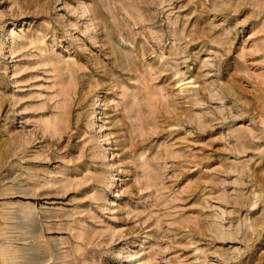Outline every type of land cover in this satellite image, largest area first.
Listing matches in <instances>:
<instances>
[{
  "label": "rangeland",
  "instance_id": "1",
  "mask_svg": "<svg viewBox=\"0 0 264 264\" xmlns=\"http://www.w3.org/2000/svg\"><path fill=\"white\" fill-rule=\"evenodd\" d=\"M0 246L264 264V0H0Z\"/></svg>",
  "mask_w": 264,
  "mask_h": 264
},
{
  "label": "bare ground",
  "instance_id": "2",
  "mask_svg": "<svg viewBox=\"0 0 264 264\" xmlns=\"http://www.w3.org/2000/svg\"><path fill=\"white\" fill-rule=\"evenodd\" d=\"M8 42L9 41H4V42H2V46L4 47V48H6L7 46H8ZM102 105H103V102H102V100H100V99H96V101L94 102V104L92 105L93 106V109L94 110H99L101 107H102ZM124 171H128V169H125ZM127 174V173H126ZM26 209L27 208H25V209H22L21 211L23 212V214H22V212H21V215H20V219L21 220H23L25 223H26V226H21V223H22V221H20V219H19V221H17V223L16 224H14V228H21L22 230H24V233L25 234H32L33 232H34V222H33V219L31 218V214L32 213H29V211H26ZM31 212V211H30ZM17 219V218H16ZM18 220V219H17ZM23 222V223H24ZM36 232V231H35ZM21 233H22V231H21ZM0 248L2 249V246H0ZM0 249V250H1ZM4 250H1L0 251V264H15V262H16V260L18 259V258H24L25 259V262L26 261H28V260H30V259H32L33 260V258L31 257H28L27 256V254H22V252L24 251V249L23 248H13V250L11 251V253H9L7 250L5 251V248H3ZM7 249V248H6ZM31 251H33L32 249H30ZM38 250V249H37ZM28 252V251H27ZM30 252V251H29ZM33 252H35V251H33ZM32 253V252H31ZM39 253V252H38ZM22 254V255H21ZM36 254H37V251H36ZM7 255L9 256V255H12V257H11V259H12V261H11V259H10V262H9V260H8V257H7ZM34 255H35V253H34ZM19 260V259H18ZM31 262V261H30ZM23 264V263H22ZM25 264V263H24Z\"/></svg>",
  "mask_w": 264,
  "mask_h": 264
}]
</instances>
